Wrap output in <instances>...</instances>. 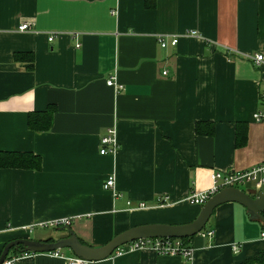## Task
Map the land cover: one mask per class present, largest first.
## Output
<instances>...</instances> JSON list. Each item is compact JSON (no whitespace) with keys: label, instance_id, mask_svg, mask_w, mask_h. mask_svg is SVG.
I'll return each mask as SVG.
<instances>
[{"label":"crops","instance_id":"1","mask_svg":"<svg viewBox=\"0 0 264 264\" xmlns=\"http://www.w3.org/2000/svg\"><path fill=\"white\" fill-rule=\"evenodd\" d=\"M21 23L29 29L16 31ZM263 87L264 0H0V152L40 160L38 170L0 167V251L12 239L53 241L68 230L98 247L137 224L192 220L200 206L186 197L209 186L212 170L264 161V121L253 119ZM49 106V128H28V114ZM108 128L116 148L100 154ZM108 175L113 187L104 190ZM161 195L168 199L158 204ZM63 217L70 224L50 228L56 237L39 231ZM203 230L213 236L186 241L190 264H264V221L240 204L217 205ZM20 249L4 259L67 264L74 256ZM84 262L186 264L149 249Z\"/></svg>","mask_w":264,"mask_h":264},{"label":"built area","instance_id":"2","mask_svg":"<svg viewBox=\"0 0 264 264\" xmlns=\"http://www.w3.org/2000/svg\"><path fill=\"white\" fill-rule=\"evenodd\" d=\"M27 23H21L16 27V31L23 32L28 30ZM186 36L189 37H198L197 32L190 30L184 33ZM166 36H158L156 41L159 48H165L167 46ZM169 45L175 46L177 42V37L172 36L169 38ZM52 41V35H49L47 38V42L50 43ZM79 44H75L74 48H78ZM252 62L254 65L258 66L263 57L260 53H256L251 57ZM105 84L107 86H115L112 77H108L105 80ZM259 99L263 102V107L258 109L253 114V119L255 121H264V87L259 92ZM115 132L113 128H108L106 130L105 135L101 136L98 140V153L100 154H110L113 153L116 148V141H115ZM209 186L202 191L197 192H190L187 197L186 201L188 204L191 205H198L201 206L204 201L211 196L213 193L218 191L223 187H237L239 188L240 184L249 183L255 190L262 191L264 188V161L260 162L257 165L251 166L249 169L244 170H232V169H221V170H212L209 173ZM113 187V177L112 175H108L105 177L102 183V189L108 190L112 189ZM166 195H161L158 197L157 202L158 204L165 203L167 200ZM127 204L130 205L131 202L127 201ZM137 207L145 206L144 202H139ZM70 217H63L60 219H54L51 221H47L44 223H39L38 226L42 228H58V227H66L70 224ZM201 237L211 238L213 236L212 230H203V228L198 232ZM260 237L264 238V231H260ZM143 249L152 250L156 254L162 255H175L180 256L186 260V264H190L193 249L190 245L187 244L186 241L182 240L181 238H141L129 241L124 243L113 250V254L120 255L123 253H129L134 251H140ZM239 249L238 244H230V250L233 253H236ZM54 254H56L54 252ZM84 260L78 257H71L67 259V264H84ZM1 264H15L13 258H6L3 260Z\"/></svg>","mask_w":264,"mask_h":264},{"label":"water","instance_id":"3","mask_svg":"<svg viewBox=\"0 0 264 264\" xmlns=\"http://www.w3.org/2000/svg\"><path fill=\"white\" fill-rule=\"evenodd\" d=\"M224 202H235L250 211L255 217L264 221V191L250 195L237 187H223L209 196L200 206L197 215L190 221L180 224L143 223L120 231L104 244L93 247L81 243L74 233L53 241H37L29 238H16L8 241L0 251V264L10 248L21 246L23 252H51L67 248L75 256L84 261H96L108 257L113 250L129 241L141 238H185L197 234L206 224L213 209Z\"/></svg>","mask_w":264,"mask_h":264},{"label":"trees","instance_id":"4","mask_svg":"<svg viewBox=\"0 0 264 264\" xmlns=\"http://www.w3.org/2000/svg\"><path fill=\"white\" fill-rule=\"evenodd\" d=\"M18 54H13V60H16ZM32 67L31 58L26 68ZM54 107L49 106L45 111L32 112L28 114L27 126L33 130H45L48 129L51 124L52 114ZM195 131L197 132V124H195ZM213 132V126L210 125L206 130V134L210 135ZM40 166V160L35 155L30 153H15V152H0V167H14V168H30L38 170ZM264 216V212L262 213ZM189 237L181 238L187 241ZM13 250V249H12ZM13 252V251H12ZM15 252V251H14Z\"/></svg>","mask_w":264,"mask_h":264},{"label":"rangeland","instance_id":"5","mask_svg":"<svg viewBox=\"0 0 264 264\" xmlns=\"http://www.w3.org/2000/svg\"><path fill=\"white\" fill-rule=\"evenodd\" d=\"M239 188H241L242 190H245V191L253 189L252 185L249 183L240 184ZM262 191H264V188ZM39 231L46 233L49 237H56L57 236V231L54 229L45 228V229L39 230ZM62 250L65 251V249H62Z\"/></svg>","mask_w":264,"mask_h":264}]
</instances>
